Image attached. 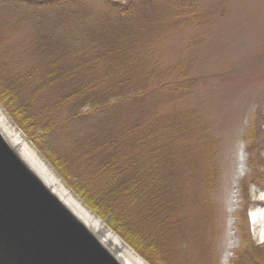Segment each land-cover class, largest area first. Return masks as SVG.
Listing matches in <instances>:
<instances>
[{"label": "trees", "instance_id": "16d2710c", "mask_svg": "<svg viewBox=\"0 0 264 264\" xmlns=\"http://www.w3.org/2000/svg\"><path fill=\"white\" fill-rule=\"evenodd\" d=\"M196 5L197 0H0V16L16 25L49 29L57 40L37 41L35 66H27L29 80L3 77L0 103L34 143L37 127L46 125L53 132L93 123L97 130L76 139L69 158L53 155L49 161L85 205L148 264L188 260L181 258L189 229L182 183L187 168L191 171L188 145L200 146L203 132L181 115L150 119L149 110L163 103L165 84L144 35L157 26L179 24L181 11L188 8L193 14ZM167 12L173 14L170 24ZM55 49L60 55L55 56ZM46 53L54 57L48 59ZM19 85L44 97H22ZM53 87L57 92L49 95ZM66 106L70 115L61 119ZM215 144L204 140L209 189L218 177ZM256 147L249 146L248 152ZM255 160L248 159L251 168ZM236 228L242 231L238 224ZM253 255L256 264H264L263 251L255 248ZM211 264H216L212 256Z\"/></svg>", "mask_w": 264, "mask_h": 264}, {"label": "rangeland", "instance_id": "374dc122", "mask_svg": "<svg viewBox=\"0 0 264 264\" xmlns=\"http://www.w3.org/2000/svg\"><path fill=\"white\" fill-rule=\"evenodd\" d=\"M116 1L125 3L127 0ZM188 10L181 11L179 24H172L170 28L157 26L144 35V42L152 49L158 63L159 78L165 84L163 103L151 106L150 119L181 115L195 122L196 129L203 132L200 146L188 145L191 171L187 168L182 185L189 229L181 258L186 260L188 256L186 264H211V256L216 264H256L254 249L264 252V241L258 239L264 235V0H197L194 13L189 14ZM169 15V12L165 14L167 24L173 14ZM55 36L49 29L41 30L30 23L16 25L7 16H0V81L3 77L14 82L29 80L27 66H35L33 49L37 48V41L42 38L47 40L46 44H54ZM58 55L55 49V56ZM44 56L54 57L49 53ZM5 78V83H10ZM33 79H39L36 72ZM19 86L17 92L22 97L33 100L44 97L27 86ZM56 92L53 87L47 93ZM0 108L72 191L49 157L69 158L75 140H82L97 130L93 123L79 122L53 132H47L46 125L37 127L33 132L34 143L18 128L1 103ZM36 110L38 108L33 111ZM70 112L71 108L66 106L60 118L68 117ZM134 116L130 114V118ZM207 138L216 142L218 160V177L211 189L203 167ZM249 146H257L251 154ZM241 149L245 152V170L238 181L237 203L231 214ZM250 156L256 159L254 168L248 165ZM246 190L247 201L244 200ZM246 208V214L238 220L236 215ZM225 255L228 261L223 263Z\"/></svg>", "mask_w": 264, "mask_h": 264}, {"label": "water", "instance_id": "95a60500", "mask_svg": "<svg viewBox=\"0 0 264 264\" xmlns=\"http://www.w3.org/2000/svg\"><path fill=\"white\" fill-rule=\"evenodd\" d=\"M0 264H122L1 132Z\"/></svg>", "mask_w": 264, "mask_h": 264}, {"label": "bare ground", "instance_id": "6f19581e", "mask_svg": "<svg viewBox=\"0 0 264 264\" xmlns=\"http://www.w3.org/2000/svg\"><path fill=\"white\" fill-rule=\"evenodd\" d=\"M0 132L4 138L17 150L21 157L33 168L37 175L50 188V190L64 203L70 210L80 218L88 228L106 245L122 264H147L138 256L123 240L118 237L107 225L90 211L77 196L68 189L60 180L51 166L45 162L24 138V135L11 123L8 117L0 108ZM245 170V152L240 150L238 155V166L234 182V193L231 200L229 212L233 214L238 195V181ZM251 222L254 219L251 217ZM259 241H264V235L259 236ZM228 261L225 255L223 263Z\"/></svg>", "mask_w": 264, "mask_h": 264}]
</instances>
